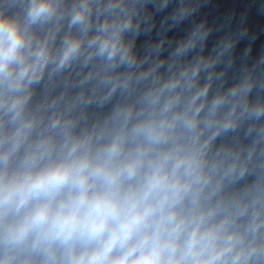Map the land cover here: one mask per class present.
I'll return each mask as SVG.
<instances>
[{
    "label": "clouds",
    "instance_id": "1",
    "mask_svg": "<svg viewBox=\"0 0 264 264\" xmlns=\"http://www.w3.org/2000/svg\"><path fill=\"white\" fill-rule=\"evenodd\" d=\"M192 0H0V264H264V54Z\"/></svg>",
    "mask_w": 264,
    "mask_h": 264
}]
</instances>
